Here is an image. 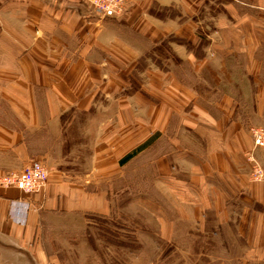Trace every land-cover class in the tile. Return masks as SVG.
I'll return each instance as SVG.
<instances>
[{
	"label": "crops",
	"instance_id": "crops-1",
	"mask_svg": "<svg viewBox=\"0 0 264 264\" xmlns=\"http://www.w3.org/2000/svg\"><path fill=\"white\" fill-rule=\"evenodd\" d=\"M236 1L241 15L264 9V0ZM211 4L126 0L123 14L103 18L85 0H0V175L33 159L43 163L68 111L104 116L93 169L83 182L46 165L47 182L38 192L0 187V264H64L58 243L78 236L60 230L77 232L87 216L109 214L110 185L99 179L111 171L99 164L111 162V124L125 126L124 141L114 136L124 147L119 157L158 134L155 156L148 148L139 154L153 156L148 160L155 166L161 239L192 245L174 258L264 264V146L254 144L250 131L257 126L244 121V108L231 94L211 97L208 105L190 91L197 59L188 46L172 45L174 69L148 61L171 33L170 19L180 13L197 18ZM252 21L254 52L264 45V35L255 30L253 16ZM175 34L192 41L179 29ZM242 34L247 42V29ZM251 63L255 78L259 69ZM252 100L251 113L263 116L264 91L257 88ZM14 201L18 209L28 207L24 224L11 219ZM195 243H204V250L193 249Z\"/></svg>",
	"mask_w": 264,
	"mask_h": 264
},
{
	"label": "rangeland",
	"instance_id": "rangeland-1",
	"mask_svg": "<svg viewBox=\"0 0 264 264\" xmlns=\"http://www.w3.org/2000/svg\"><path fill=\"white\" fill-rule=\"evenodd\" d=\"M235 4L236 0H212L210 11H197V18L184 17L183 13L179 14L178 19L174 16L169 24L165 25L171 29V33L164 37L163 42L156 44L159 50L150 51L148 61L163 69H174L177 63L172 45L180 43L188 46L197 59L194 67L197 81L190 85V91L197 96L201 95L208 105L211 97L215 101L219 95L231 94L244 108L241 114L244 121L250 126L264 129V115L256 116L251 113L253 94L257 88L264 91V45L254 52L250 49L252 16L256 23L258 22L255 30L259 29L256 31L261 32V36L264 35V9L241 15L238 14L240 12H237ZM125 10L126 0L121 14ZM171 10L169 16L174 14L173 9ZM177 29L180 34L191 36L193 42L186 36L176 35ZM246 29L249 33L247 42L246 35L242 34V30ZM202 60H205V63L201 68L199 65ZM251 60L256 62L255 68L259 69L255 78L249 73L252 69ZM240 61L245 62L242 67ZM63 117L65 126L58 133L52 147L47 148L43 163L45 167L47 165L63 169L73 176L72 180L83 182L85 174L93 169L92 156L99 145L97 125L104 116L71 110ZM111 126V162L99 164L101 170L111 171V177L99 179L100 185H110L111 210L105 217L87 216L83 228L77 232L60 230L59 234L64 236H78L76 241L58 243L59 255L64 264H202L203 260L188 259L182 255L180 258H174L182 251L188 252L192 245L186 242H165L159 235L154 185L155 166L148 160L155 155L141 157L138 153L121 163L120 160L125 154L119 157L122 152L118 151H122L124 147L117 142L115 144L114 136L120 134L119 140L124 141L125 126ZM146 159L148 163L145 162ZM173 245L176 248H173ZM204 247V243H195L193 249L204 250ZM4 262L12 261L4 256Z\"/></svg>",
	"mask_w": 264,
	"mask_h": 264
},
{
	"label": "built area",
	"instance_id": "built-area-1",
	"mask_svg": "<svg viewBox=\"0 0 264 264\" xmlns=\"http://www.w3.org/2000/svg\"><path fill=\"white\" fill-rule=\"evenodd\" d=\"M85 1L103 18L119 16L125 8V0ZM250 131L254 144L264 146V129L252 127ZM255 175L257 177L262 176V170L258 166L255 167ZM47 177L48 171L44 164L38 159H33L19 171L6 172L0 175V187H13L23 193H34L40 191L45 186ZM16 203V201L11 203V219L16 223L24 224L28 207L18 209L19 205Z\"/></svg>",
	"mask_w": 264,
	"mask_h": 264
},
{
	"label": "trees",
	"instance_id": "trees-1",
	"mask_svg": "<svg viewBox=\"0 0 264 264\" xmlns=\"http://www.w3.org/2000/svg\"><path fill=\"white\" fill-rule=\"evenodd\" d=\"M157 49V48H155ZM159 49V48H158ZM158 134L155 133L154 135H152L149 139H147L145 142H143L142 144L136 146L134 149H132L130 152H128L127 154H125L120 162L124 163L125 161L131 159L132 157H134L135 155H137L138 153H140V151H142L145 148L149 149V152L152 153V155H155V150L156 147L152 146V143L154 141L155 136H157ZM145 155V154H144ZM151 156V155H148Z\"/></svg>",
	"mask_w": 264,
	"mask_h": 264
}]
</instances>
